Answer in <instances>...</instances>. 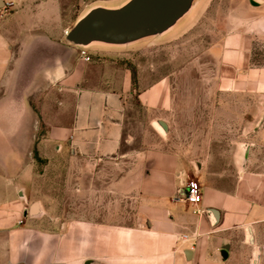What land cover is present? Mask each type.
I'll return each mask as SVG.
<instances>
[{
	"label": "crops",
	"instance_id": "crops-1",
	"mask_svg": "<svg viewBox=\"0 0 264 264\" xmlns=\"http://www.w3.org/2000/svg\"><path fill=\"white\" fill-rule=\"evenodd\" d=\"M122 1L95 0L79 16L94 4ZM262 4L231 0L214 18L220 40L210 48V68L193 74V89L208 103L179 105L181 71L147 82L129 57L104 47H89L85 60L65 41L77 20L63 16L72 12L65 0H3L0 264H264ZM132 98L148 125L140 144L123 153ZM188 110L191 144L166 146L169 116ZM60 156L70 201L71 177L79 175L80 212L55 213L56 196L33 199L44 164ZM99 179L107 184L98 187ZM190 179L203 190L196 205L181 198ZM34 203L39 213L31 212Z\"/></svg>",
	"mask_w": 264,
	"mask_h": 264
},
{
	"label": "rangeland",
	"instance_id": "rangeland-1",
	"mask_svg": "<svg viewBox=\"0 0 264 264\" xmlns=\"http://www.w3.org/2000/svg\"><path fill=\"white\" fill-rule=\"evenodd\" d=\"M95 0H65L67 6L71 7V13L63 15L65 19L72 20L73 22L79 17L81 12L86 8L87 4H91ZM122 1V0H121ZM264 2V0H261ZM231 5V0H199L196 9L192 15L175 31L170 34L155 38L153 40L138 44L136 46L126 48H111L118 49V57H129L130 66L136 70L137 65L141 71L146 75L147 82L154 81L166 73L180 72L178 78V88H176L175 97H178L179 105H206L208 103L207 96L197 88L193 89V81H196V77L202 73L207 74L209 65L206 63L208 54H212L210 48L213 45H218L220 36L213 34L214 30V18H221L222 14ZM264 5V4H262ZM220 12V13H219ZM204 61L205 65H199V59ZM195 59V62L191 63ZM134 60V61H133ZM191 63V64H189ZM189 64L188 67H185ZM22 65V63H19ZM184 73V75H182ZM175 82L177 77L173 78ZM182 81V83H181ZM180 82V83H179ZM180 84V85H179ZM205 88V87H204ZM202 89V88H201ZM198 93V94H197ZM206 100L205 102H203ZM204 103V104H203ZM146 111L136 103L135 99H131L127 108V122L124 130L123 139V153L128 150L137 147L141 142V137L148 125V119L146 117ZM42 118L41 113H39ZM197 116V115H196ZM184 118V122L182 121ZM192 111L188 110L187 113L180 114L178 117L173 113L169 116L170 132L169 137L165 135V139L168 137L166 146L175 147L174 144H191L190 135L193 132L191 123L193 121ZM0 119L3 121V105H0ZM188 125H183V123ZM205 130L204 128H202ZM201 129V130H202ZM41 135L46 134L47 127L43 124L41 126ZM178 134H183L186 139L178 138ZM188 140V141H186ZM174 143V144H173ZM51 163L44 164L47 174L40 179V183L37 190H33V199H36L38 195L46 194L56 196L58 202H55L52 208L55 213H64L66 211L80 212L81 203L83 200L79 197V190L75 187L79 182V175H72L71 181L74 187L73 198L67 196L68 190H66L65 181L68 180L67 168L65 167L66 161L63 157L52 158ZM112 166L106 168L107 172L106 180L110 181L112 178ZM90 180V178H89ZM92 180V179H91ZM75 182V183H74ZM98 187H103L107 182H103L100 179L97 182ZM106 197L110 198V192L98 190V195L103 193ZM35 194L37 196H35Z\"/></svg>",
	"mask_w": 264,
	"mask_h": 264
},
{
	"label": "water",
	"instance_id": "water-1",
	"mask_svg": "<svg viewBox=\"0 0 264 264\" xmlns=\"http://www.w3.org/2000/svg\"><path fill=\"white\" fill-rule=\"evenodd\" d=\"M199 0H123L94 4L66 31L65 41L79 48H126L177 30L196 9ZM3 0H0V7ZM165 133L166 124L159 123ZM39 204L31 208L39 213Z\"/></svg>",
	"mask_w": 264,
	"mask_h": 264
},
{
	"label": "built area",
	"instance_id": "built-area-1",
	"mask_svg": "<svg viewBox=\"0 0 264 264\" xmlns=\"http://www.w3.org/2000/svg\"><path fill=\"white\" fill-rule=\"evenodd\" d=\"M80 54L85 60H90L91 55L88 48H80ZM188 204L196 205L203 199V190L197 179H190L186 185V194L181 197Z\"/></svg>",
	"mask_w": 264,
	"mask_h": 264
}]
</instances>
